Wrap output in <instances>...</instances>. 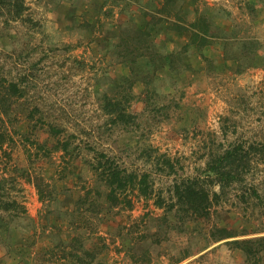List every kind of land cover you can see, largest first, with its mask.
I'll return each mask as SVG.
<instances>
[{
    "label": "rangeland",
    "instance_id": "rangeland-1",
    "mask_svg": "<svg viewBox=\"0 0 264 264\" xmlns=\"http://www.w3.org/2000/svg\"><path fill=\"white\" fill-rule=\"evenodd\" d=\"M19 1L20 15L9 12L10 4L0 10V81L17 80L26 89L4 117L10 139L0 149V175L6 176L0 194L16 204L0 208V224L5 223L0 225V264H20L11 256L30 264L35 242L52 246L71 237L74 205L67 197L77 198L88 187L105 190L90 165L96 151L128 170L148 173L152 194L134 197L131 209H103L99 219H92L94 231L85 241L96 255L90 264H264V257L258 263L246 259L227 239L209 238L213 225L230 227L239 238L264 235V163L253 167L246 181L226 186L209 223L196 226L186 220L182 230L167 228L155 217L166 214L169 223H176L175 211L154 202L157 197L168 201L176 180L206 179L204 153L212 141L228 147L263 138L264 0H183L188 19L197 8L221 28L257 38L263 44L258 59L235 73L236 61L223 59L220 41L201 52L190 49L175 68L165 64L157 70L150 101L143 97L145 84L134 82L135 97L126 110L136 118L128 126L111 122L102 108L104 94L117 96L114 85L129 73L113 45L120 26L143 28L161 0ZM149 29L153 47L163 54L179 51L188 39L165 25ZM33 106L37 121L28 118ZM48 121L63 131L54 136ZM57 138L69 139L72 156L52 150ZM164 156L173 160V169ZM34 176L41 180L44 200ZM203 183L219 190L216 183ZM251 187L259 197L247 196ZM20 206L26 212L16 215ZM58 225L63 229L56 232ZM37 259L42 264L43 258Z\"/></svg>",
    "mask_w": 264,
    "mask_h": 264
},
{
    "label": "trees",
    "instance_id": "trees-1",
    "mask_svg": "<svg viewBox=\"0 0 264 264\" xmlns=\"http://www.w3.org/2000/svg\"><path fill=\"white\" fill-rule=\"evenodd\" d=\"M182 1L161 0L157 12L150 14V20L143 28L127 24L119 27L113 52L119 61L129 65V73L122 74L121 83L114 85L117 96L107 93L103 96L102 108L108 114L111 122H118L124 126L133 124L136 115L126 110V103L135 97L134 82L140 80L145 84L147 89L143 97L146 101H150L149 86L152 84L157 70L165 64L175 68L181 60L180 57L190 49L201 52L204 47L220 41L223 59L236 61L235 73H241L245 68L256 63L259 51L263 46L257 38L240 35L232 29L227 31L216 25L206 12L199 11L197 8H194V17L188 19L183 9L184 1ZM6 2L9 1L0 0V10L3 4H10L13 5L8 7L10 13H13L14 16L21 14L24 8L21 1ZM150 24L162 28L165 25L169 31L185 32L188 34V39L179 51L163 54L153 47ZM202 56L205 60H209L206 55ZM141 59H144L146 64L144 67L140 62ZM23 80L21 79V81ZM25 91V87L21 86L17 80L3 78L0 81V149L10 139L4 117L10 116L14 102L23 97ZM118 92H121V96ZM33 108L36 107L33 106L28 111V118L30 121H37ZM39 118L41 119V117ZM47 125L54 136H58L63 131L62 127H58L53 122L48 121ZM70 143L68 138H57L56 142L51 143V147L52 150H62L63 155L72 156ZM43 146L41 144L40 148ZM3 152L4 155L10 157L7 150H3ZM204 156L205 163L202 172L206 175V179L201 180L200 176H194L176 180L172 185L168 201L164 197H157L154 200L158 206H164V210L175 211L176 223H169L166 214L155 217L157 220H163L167 228H175L178 225L182 230V225L186 220L195 222L196 226L199 222L209 223L226 186L246 181L253 167L264 163V136L262 139L246 143L238 141L228 147L212 141ZM94 158L95 161L90 162V165L105 190L88 187L77 198H73V195L67 197V202L72 199L71 202L74 205L71 208V218L68 220V228L72 231V235L68 240L59 239L47 250L38 253L37 257L43 258L42 264H90L96 255L85 247V241L90 235L89 233L94 231L92 219L95 217L99 219L103 209L109 210L115 207L131 209L134 205V197L139 195L147 197L152 194L147 180L148 173L145 171L139 174L136 171L128 170L104 151H96ZM162 160L168 167L174 168V162L170 157L164 156ZM5 181L6 176L0 175V188ZM203 181H207L209 184H218L219 190L210 189ZM33 182L38 189L39 198L44 200L47 195L43 193L40 178L34 176ZM50 196L56 200V197L51 194ZM247 196L259 197V193L256 188L251 187ZM14 204H16L15 199H3L0 194V208L10 210ZM18 211L25 213L26 209L23 206L18 207L16 215H18ZM4 224L1 221L0 225ZM62 229L63 227L60 225L54 227L56 232ZM154 234L158 235V232L156 231ZM238 235L237 231L226 226L213 225L209 230L211 240L227 239L226 243L230 247L240 249L246 259H253L254 263H258L264 257V235L240 238L237 237ZM156 238L155 240H158V237ZM188 255L189 253L183 255L179 260Z\"/></svg>",
    "mask_w": 264,
    "mask_h": 264
},
{
    "label": "crops",
    "instance_id": "crops-1",
    "mask_svg": "<svg viewBox=\"0 0 264 264\" xmlns=\"http://www.w3.org/2000/svg\"><path fill=\"white\" fill-rule=\"evenodd\" d=\"M49 246H51V245H48V243H45V242L42 243V245H41V242H38V243L35 242L34 245L32 246L31 253H30V264H38L37 254L40 252H44L45 250H47L49 248ZM9 258L13 259L15 262L18 261V263H20V264H23V262H24L22 257H20L19 259H15L13 256H11ZM9 264H11V263H9Z\"/></svg>",
    "mask_w": 264,
    "mask_h": 264
}]
</instances>
